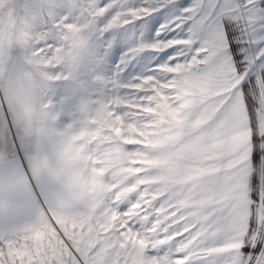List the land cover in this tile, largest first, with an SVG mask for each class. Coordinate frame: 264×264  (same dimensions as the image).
Wrapping results in <instances>:
<instances>
[{
    "label": "snow or ice",
    "instance_id": "6c2138e0",
    "mask_svg": "<svg viewBox=\"0 0 264 264\" xmlns=\"http://www.w3.org/2000/svg\"><path fill=\"white\" fill-rule=\"evenodd\" d=\"M171 6L177 0L132 7L12 0L7 14L0 11V113L10 131L15 121L44 146L23 175L0 154V197L12 198L23 217L0 226V264H264V179L257 172L264 164V0H197L180 8L167 28L187 26L183 38L160 39L157 31L155 42L132 49L174 54L122 85L134 94L98 102L63 130L44 98L50 82L71 78L91 39ZM49 20L56 47L41 46ZM15 48L24 50L22 67L12 62ZM160 96L172 108L188 102L180 119L195 128L190 147L123 182L109 168L99 190L84 192L69 179L76 151L89 164L103 160L116 143L105 139L116 117L133 122L134 111L149 124L153 116L143 109ZM238 130L246 133L242 142ZM81 131L88 135L73 140ZM33 179L49 188L38 207ZM45 229L35 251L21 254L25 237Z\"/></svg>",
    "mask_w": 264,
    "mask_h": 264
},
{
    "label": "rangeland",
    "instance_id": "374dc122",
    "mask_svg": "<svg viewBox=\"0 0 264 264\" xmlns=\"http://www.w3.org/2000/svg\"><path fill=\"white\" fill-rule=\"evenodd\" d=\"M83 2L84 0H81V3ZM99 2L106 4L109 0H99ZM120 2L124 6L132 7L145 3V0H120ZM147 2L157 3L158 0H147ZM207 2L214 4L215 0H207ZM177 3L178 6L160 8L159 11L126 28L116 29L91 39L72 69L71 78L50 82L46 86L44 98L51 102L52 111L59 116L56 121L58 130H63L68 124L86 118L88 111L98 102L116 95L134 94L122 85L131 83L137 76L149 73L157 63H165L168 56L174 54L171 48L161 52L144 50L135 53H132V49L141 44L155 42L157 31H161L160 39L183 38L187 26L184 31L175 32L169 30L167 26L172 25L174 18L180 13V8L189 7L197 3V0H177ZM11 6L12 0H5V7L0 11L7 14ZM47 24L48 27L41 28L45 33L41 37V46H59L60 40L50 27L51 21H47ZM10 55L14 64L18 67L23 66L25 55L23 49L15 48ZM187 103L184 101L176 108H172L165 98L160 96L155 107L143 109L142 115L153 116L149 124L136 119L134 111L133 116L129 118L133 122H124L120 116H117L112 135L105 137V139H114L116 143L106 150L104 159L94 160L93 164H89L87 159L76 151L73 155L74 163L69 169V179L84 192L91 189L99 190L103 186V172L109 168L113 169V177L123 182L129 177L134 178L138 173L159 167L165 162L163 159L165 153L184 151L194 143L192 133L195 131L194 127L185 128L180 119V111ZM135 107L137 105H133L130 110ZM87 135V131H81L72 139H82ZM236 137L242 142L246 133L238 130ZM42 147L44 146L38 144L35 138L23 135L16 127L15 121H13V130L10 131L0 113V154L4 155L21 175L25 171L30 173L32 158ZM97 162L102 163L103 167L95 168L93 165ZM257 172L261 179H264V164L257 165ZM28 178L25 177L26 180ZM141 182L144 181L137 183ZM32 186V199L38 207L40 203L47 201L49 188L34 179ZM22 219L19 205L8 196L0 197V226H7L10 221H22ZM49 231L50 229H45L43 232L27 235L26 243L21 245V254L25 251H35L34 242L40 241ZM38 247L39 245H36V248Z\"/></svg>",
    "mask_w": 264,
    "mask_h": 264
}]
</instances>
